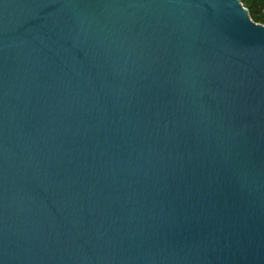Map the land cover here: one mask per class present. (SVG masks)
I'll return each instance as SVG.
<instances>
[{
  "label": "water",
  "instance_id": "1",
  "mask_svg": "<svg viewBox=\"0 0 264 264\" xmlns=\"http://www.w3.org/2000/svg\"><path fill=\"white\" fill-rule=\"evenodd\" d=\"M0 264H264V24L0 0Z\"/></svg>",
  "mask_w": 264,
  "mask_h": 264
},
{
  "label": "trees",
  "instance_id": "2",
  "mask_svg": "<svg viewBox=\"0 0 264 264\" xmlns=\"http://www.w3.org/2000/svg\"><path fill=\"white\" fill-rule=\"evenodd\" d=\"M251 20L264 24V0H239Z\"/></svg>",
  "mask_w": 264,
  "mask_h": 264
}]
</instances>
